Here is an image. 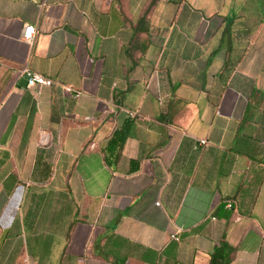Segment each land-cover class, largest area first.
I'll list each match as a JSON object with an SVG mask.
<instances>
[{
  "label": "crops",
  "instance_id": "1",
  "mask_svg": "<svg viewBox=\"0 0 264 264\" xmlns=\"http://www.w3.org/2000/svg\"><path fill=\"white\" fill-rule=\"evenodd\" d=\"M223 245L264 264V0H0V264Z\"/></svg>",
  "mask_w": 264,
  "mask_h": 264
},
{
  "label": "built area",
  "instance_id": "2",
  "mask_svg": "<svg viewBox=\"0 0 264 264\" xmlns=\"http://www.w3.org/2000/svg\"><path fill=\"white\" fill-rule=\"evenodd\" d=\"M36 34V28L33 25H26L23 31V40H25L26 42H32L34 40V36ZM20 76L23 77H27V87L29 88H35V87H40V86H47V87H51L54 85V81L50 78H46L45 76H43L42 74L38 73V72H34L32 70H29L27 68H24L23 70L20 71ZM66 90L68 92L73 91L72 88L70 87H66ZM78 96V94L76 95ZM131 116H134L135 114L130 113ZM201 144H206V140H201L200 141ZM157 205H160L159 202L156 203ZM229 207H231V204H229ZM175 239H178L177 236L173 235L172 236Z\"/></svg>",
  "mask_w": 264,
  "mask_h": 264
},
{
  "label": "trees",
  "instance_id": "3",
  "mask_svg": "<svg viewBox=\"0 0 264 264\" xmlns=\"http://www.w3.org/2000/svg\"><path fill=\"white\" fill-rule=\"evenodd\" d=\"M128 127L129 125L115 132L114 137L110 142V147H113L114 145H117L119 143L120 145H122L126 141L128 137ZM221 257L228 260V248L225 245L221 246L213 253L211 264H214L215 260Z\"/></svg>",
  "mask_w": 264,
  "mask_h": 264
},
{
  "label": "water",
  "instance_id": "4",
  "mask_svg": "<svg viewBox=\"0 0 264 264\" xmlns=\"http://www.w3.org/2000/svg\"><path fill=\"white\" fill-rule=\"evenodd\" d=\"M27 77L25 76V77H23V80H22V85L24 86V87H27Z\"/></svg>",
  "mask_w": 264,
  "mask_h": 264
}]
</instances>
